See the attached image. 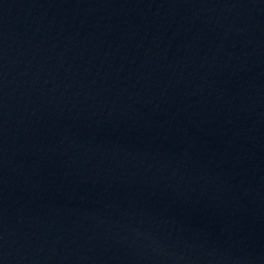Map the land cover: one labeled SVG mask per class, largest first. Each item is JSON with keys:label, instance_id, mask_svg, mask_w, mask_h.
I'll use <instances>...</instances> for the list:
<instances>
[{"label": "water", "instance_id": "1", "mask_svg": "<svg viewBox=\"0 0 264 264\" xmlns=\"http://www.w3.org/2000/svg\"><path fill=\"white\" fill-rule=\"evenodd\" d=\"M0 264H264V0H0Z\"/></svg>", "mask_w": 264, "mask_h": 264}]
</instances>
